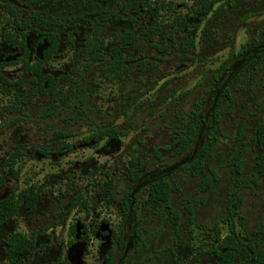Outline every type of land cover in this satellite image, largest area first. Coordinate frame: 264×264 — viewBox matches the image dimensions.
I'll use <instances>...</instances> for the list:
<instances>
[{
    "label": "rangeland",
    "instance_id": "rangeland-1",
    "mask_svg": "<svg viewBox=\"0 0 264 264\" xmlns=\"http://www.w3.org/2000/svg\"><path fill=\"white\" fill-rule=\"evenodd\" d=\"M10 1L21 5L23 13L30 11V0ZM81 1L84 3L70 0L71 8L64 12L58 7L51 11L64 20L83 11ZM151 1L169 4L159 15L164 33L152 42L163 50L139 35L131 49L139 60L147 62H142L144 67L130 69L122 80L98 75L97 62H82L73 47L63 41L62 50L46 70L76 80L71 86L63 80L58 82L60 91L74 93L69 104L59 99L60 94L52 98L38 93L29 96L33 76L23 72L21 63L2 67L0 198L13 188L18 192L31 184L45 193L33 210L21 206L14 218L0 225V264H48L59 257L63 264H105L104 255L109 251L111 264H169L174 255L185 264L212 263L216 257L208 249L217 244V233L223 237L233 228L243 232L241 225L253 238L259 234L264 244V177L252 176L261 152L254 134L264 121V0L218 1L200 14L201 20L198 16L187 18L186 32L179 31L173 21L185 16L190 1ZM103 8L106 11L97 21L109 20L103 32L109 42L110 30L121 25L129 28V23L115 18L114 3ZM247 14L250 16L244 19ZM146 21L139 17L133 30L142 31ZM80 25L86 26L83 20H78ZM188 35L193 36V47L182 50L179 45ZM4 52L0 49V56ZM233 65L235 73H229ZM223 84L229 88L233 109L218 121L223 135L212 145L202 171L195 177L186 168L202 147L205 125L197 124L191 145L178 155L171 154L173 138L193 120L191 113L200 99L204 101L197 111L207 121L214 109L226 105L219 92ZM57 102L56 111L40 115ZM106 125L125 134L112 140L90 138L95 129ZM57 131L64 136L56 137ZM16 152L19 157L12 165L15 175L7 162ZM237 156L245 178L238 192L240 220L237 215L231 217L227 208L236 178L232 160ZM131 158L144 160L137 170L142 183L149 176L163 174L174 189L153 212L144 208L143 189L128 200L129 210L123 217L118 201L132 189L126 177ZM210 170L218 181H211L201 200L200 181L211 177ZM106 179L112 183L113 203H106L100 194ZM77 196L86 200V207L76 206L67 212ZM187 207L192 208L194 221H189ZM95 225L98 227L92 232ZM71 226L75 235L69 234ZM132 228H136V237L127 244ZM13 231L35 241L18 262L2 257L5 240ZM83 235L88 238L86 244ZM69 239L75 242L68 244ZM233 264H248V260L240 258Z\"/></svg>",
    "mask_w": 264,
    "mask_h": 264
},
{
    "label": "trees",
    "instance_id": "trees-1",
    "mask_svg": "<svg viewBox=\"0 0 264 264\" xmlns=\"http://www.w3.org/2000/svg\"><path fill=\"white\" fill-rule=\"evenodd\" d=\"M99 1H110V0H99ZM218 1L221 0H192V4L189 6L188 11L184 17L175 18L173 22L178 24L180 29H183L187 26V18L198 16L200 19L201 13H206L211 7ZM185 5H187L185 3ZM120 9L128 14V19L131 24H136L139 17L145 18L146 28L144 32L148 34L149 38L157 35L161 32L162 21L159 18L160 11L164 7H168L169 4L163 2L151 1V0H122L118 4ZM9 12V25L10 31L5 32L2 35V38L8 42L12 47L23 48L21 52V58L16 61L11 62H0V80L4 81L2 74V67L4 65H11L21 63L23 72L29 73L33 76L32 78V90L29 93V96L36 95L37 93L49 94L54 97L56 94H60V100H64V103L69 104L73 99L74 93L67 91H60L57 87V84L60 80H63L64 83L68 82V85H73L76 80L74 78L68 79L67 75H62L55 77L53 74L46 70L48 61L52 56L57 52L58 47L61 43V31L65 30V24H62L56 18H48L45 15L41 14L38 11H32L26 17L19 15V8L15 7L14 4H10L7 8ZM250 14L245 15L244 19L249 17ZM2 19V18H0ZM107 27L106 23L94 25L91 24V32L86 34L84 37L83 47L78 48V54L85 58L97 59L98 62L96 67H98V75L104 77L107 80H122L124 74H127L130 69L136 67L135 62H126V56L120 50L118 44L122 43H131L134 41L136 35L133 33V30H125L123 33L117 34L112 32L111 39L108 41L104 40L103 32ZM197 25H194L196 28ZM16 28L23 30L22 32L16 30ZM24 29H31L36 31V33L41 34V38H44L47 43V48L43 52V59H36V61L29 62L28 59V49L26 47V37L27 32ZM71 31H66V35L69 38V41L72 42ZM105 44H109V52L107 58L104 59ZM194 39L193 37H188L183 43V50L190 49L193 47ZM243 51V50H241ZM21 60L22 62H17ZM139 67H144L142 62L138 63ZM81 75V72L78 73ZM222 95L227 100L226 105L220 110H213L210 113V120L207 121V118L201 116V113L197 109L201 106L204 99H200L193 108L191 115L193 120L186 125L185 130L179 137L173 138V145L175 148L171 151L172 155H178L187 150L191 145L193 140V133L195 132L197 124L202 123L206 127V137L202 144V147L197 152L194 160L186 168L190 171L192 176H198L202 171L205 165V159L212 148V145L223 135L221 126L218 124V121L221 119L222 115L228 114L233 109V98L229 93V88L226 86L222 92ZM51 97V98H52ZM19 101V100H18ZM218 102V99L215 100ZM59 107V102L53 103L50 106L44 108L40 115L43 117L52 114ZM242 125L238 128L237 134H241ZM125 131L114 128L113 126H102L93 131L90 138L95 140H100L102 138L106 140L117 139L119 135H124ZM58 138L63 137L64 134L60 131L54 133ZM255 142L257 143L260 154L254 163L252 176H262L264 177V121L258 125L256 132L254 134ZM57 150V148H56ZM155 154L158 156V153L155 149ZM19 157V154L13 153L8 158V168L15 174L13 170V163L15 159ZM144 163V160L135 161L133 158L127 164V173L126 177L129 180V185L131 186V191L128 192L125 198H122L118 201L121 209L124 211L123 217L126 216L127 210H129V201L130 199H135L143 189H146V195L143 198V205L146 210L156 211L158 204L161 202H166L169 195L174 189V186L170 185L169 181L165 176L159 178H154L150 180L146 186L142 189H138L137 184L141 180L142 174L137 170ZM239 156L234 157L232 164L234 166V172L236 178L234 181V187L230 193V199L227 204L228 212L231 217L235 216L240 220L241 217L237 211V207L240 205L241 198L238 195L240 187L244 184L245 178L242 176V169L240 165ZM211 177L205 176L201 179L198 191L202 194L200 195L201 200H203V195L210 186L211 181L215 183L218 181V176L213 170H210ZM16 175V174H15ZM112 183L109 179L104 180L100 194L106 203H113V196L111 192ZM45 192L39 193L35 185L31 184L26 188L21 189L16 192L15 188L5 196L0 198V225L7 223L12 218H14L21 206H23L28 211L34 209L37 200ZM80 196H77L73 202L67 207V212H69L73 207L84 208L86 207V200H80ZM188 213L190 214V221H194V213L191 207H187ZM238 213V214H237ZM234 217V218H235ZM242 218V217H241ZM263 226V223H262ZM98 226L95 225L91 231L95 232ZM242 230H236L233 228L228 234L223 237L217 233L215 240L217 244H212L208 249L210 252L214 253L218 257V262L216 264H231L236 259L242 258L247 259L249 264H264V244H262L259 234L256 237L250 236L247 232H244L243 225H241ZM82 231H86L83 228ZM69 234L75 235V228L71 226L69 228ZM115 234V233H114ZM81 239L87 243V236H81ZM34 238L32 236H27L21 231H13L9 233L5 240V247L3 248L2 257L9 262H18L20 257L25 254L30 248L34 246ZM75 242V239H69L68 244ZM106 260L105 264H111L112 262V251H109L104 255ZM48 264H63V259L59 257L55 262H50ZM68 264V263H66ZM180 264V263H179ZM183 264V263H181Z\"/></svg>",
    "mask_w": 264,
    "mask_h": 264
},
{
    "label": "flooded vegetation",
    "instance_id": "flooded-vegetation-1",
    "mask_svg": "<svg viewBox=\"0 0 264 264\" xmlns=\"http://www.w3.org/2000/svg\"><path fill=\"white\" fill-rule=\"evenodd\" d=\"M83 1H84V3L82 1L80 2L81 3V8L83 9V11L81 13H79L77 15H73V16H66V18L64 20H62V19H60L61 15L59 17L58 13L57 14L52 13L51 10H54L55 8L58 7V9L59 8H62L63 9L62 12H64V10L71 8L70 7V0H30L31 7H30V11L27 14L23 13V9H22V6L21 5H17V4H15L14 2H12L10 0H0V18H2V19H0V29H1L0 30V49L3 50V51H5L3 53V55L0 56V62L16 61V60H18V59L21 58V52H23V48L12 47L11 45L8 44V42L5 41V39L2 38V35L5 32L10 31V25L8 23L9 22V18H10L9 16L10 15H9V12H8V9H7L10 6V4H14L15 7L19 8L18 13L22 17H26L28 14H30L32 11L35 10V11H38L41 14L45 15L48 18H56L62 24H65L66 25L65 26L66 27L65 30L64 31H61L62 33H61V43H60V46L58 47L57 52L52 56V58L48 62H51L52 60H54L55 57L58 55V53L62 50L61 45H62L63 41H66L70 47H73L75 55L76 56H79L81 58V61L82 62L83 61H85V62H98L97 59H89V60H86L85 58H82L78 54V50L77 49L80 48V47H83V42H84L85 35L91 32V29H90L91 24L98 25V24L106 23L107 24V27L105 29L108 28V26H109V20H104V21H101V22H98L97 21V16L99 14H101V13H103V12L106 11L103 8V6L104 5H107V4L114 3L115 4V7H116V10H115V13H114L115 14V18L118 21L124 20L127 23H129V28H125V26L121 25V27L119 29L115 30V31L110 30L109 33H108L109 35L112 32L117 33V34H120V33H123V31H125V30H133V24H131L129 22V19H128L129 16H128V14L127 13H124L120 9V7L118 6V4H120L122 0H110V1L83 0ZM187 1H190V5L192 4V0H187ZM46 12L49 15H47ZM123 15H125L126 18H123ZM78 20H83L85 22L86 26L85 25L78 26ZM197 20L199 21V20H201V18L200 19L198 18ZM198 21H197V23H198ZM145 28H146V25H145ZM144 29L142 31H138V32L135 31V30H133V33L136 35V37H135V39H134L133 42H131V43L118 44L120 46V50L126 56V62H135L137 64L136 67L139 66V64H138L139 62H147V60L146 61L145 60H139L135 56V54L133 53V51L131 49V47L133 46V44L135 43V41L138 39L139 35H142L150 44H152V46L153 45L156 46L158 48V50H160V51L163 50L162 47L157 46V45H155V43H152V42L155 40V38L157 36H161L164 33V31H161L157 35L153 36V38H149L148 37V34L144 32ZM178 29H179V31L186 32L185 31L186 30V27H184L183 29H180V28H178ZM16 30H19L21 32L23 31V30L18 29V28H16ZM68 30H70L71 33H72L71 34V36H72V42L69 41V38L66 35V31H68ZM24 31H26L28 33L27 34V37H26V47L28 49V59H29V62L36 61V59H40V60L43 59V52L47 48V43H46L45 39L44 38H41V34H38V33H36V31H33L31 29H24ZM190 36L193 37L192 35H190ZM190 36L188 35V37H190ZM32 37H33V40L31 41V38ZM110 38H111V35H110ZM183 42H181L180 45H179V47L182 50H183V47H182V43ZM109 48H110V45L109 44H106V46L104 47V51L106 52L105 55H104V59L107 58V56H108ZM0 55H1V53H0ZM13 55H14V57L12 59L9 58V57H11ZM17 62H22V61L19 60ZM234 65L230 69V72L229 73H232V72L235 73ZM225 72H226V68L224 69V73ZM55 77H57V76H55ZM63 83H64V81H63ZM58 86H59V83L57 84V87ZM225 87H226L225 84H223L221 87H219V92H223V90H224ZM38 94H42V93H38ZM45 95H47L49 98L52 97L49 94H45ZM161 176H164V175L163 174L162 175H158L157 177H154V178H159ZM150 177L151 176L147 177L148 180L145 181L144 183H142L141 180H140L139 183L137 184V187L136 188H138L139 186H142V185L143 186H146L147 183L150 180L154 179V178H152V177L150 178ZM134 191H135V189H134ZM127 219H129V218H127ZM125 237L126 236H124L123 238H125ZM135 237H136V228H132L131 234L128 237V239L126 240L127 241V244H130L132 242V240L135 239ZM213 255L216 257L215 261H213L212 263H205V264H216L218 262V260H219L218 257L214 253H213ZM239 259L240 258H238L236 260H239ZM179 263L180 264L181 263L185 264L183 262V259H180L178 256L174 255L173 256V259L170 261L169 264H179ZM233 263H231V264H233ZM200 264H202V263H200ZM248 264H249V261H248Z\"/></svg>",
    "mask_w": 264,
    "mask_h": 264
}]
</instances>
